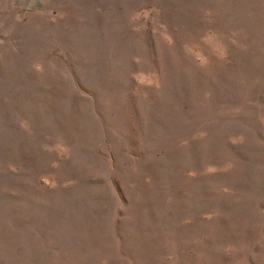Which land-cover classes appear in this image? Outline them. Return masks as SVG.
<instances>
[{
    "label": "rangeland",
    "instance_id": "obj_1",
    "mask_svg": "<svg viewBox=\"0 0 264 264\" xmlns=\"http://www.w3.org/2000/svg\"><path fill=\"white\" fill-rule=\"evenodd\" d=\"M0 264H264V0H0Z\"/></svg>",
    "mask_w": 264,
    "mask_h": 264
}]
</instances>
